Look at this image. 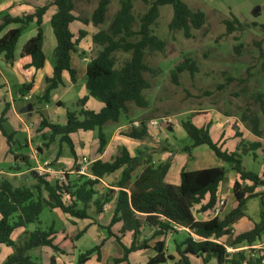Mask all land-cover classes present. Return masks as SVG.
<instances>
[{
  "label": "trees",
  "instance_id": "16d2710c",
  "mask_svg": "<svg viewBox=\"0 0 264 264\" xmlns=\"http://www.w3.org/2000/svg\"><path fill=\"white\" fill-rule=\"evenodd\" d=\"M78 1L81 0H53L50 4L37 7L31 14L16 17L6 15L0 21V33L11 24L17 25L0 36V54L11 63L16 58V46L20 37L31 24H35L37 34L24 44L22 55L30 57L26 67L38 70L43 68L46 62L43 18L53 8L50 19L56 43L52 62L53 75L46 78L47 87L43 95L36 97L39 102L50 103L53 91L64 85V72H68L72 83L77 82L78 71L72 66V54L79 52L80 40L87 32L80 30V36L76 37L71 28L72 23L81 21L84 24L93 23L99 26L106 21L111 0H99L89 20L74 14ZM133 1L122 0L119 11L108 27L93 35V41L100 49L86 66L85 85L88 96L78 100L73 107L57 102L66 109V123H53L41 113L40 131L47 130V134H43L44 146L49 147L59 137L57 156L61 154V144L66 143L75 161L77 160L70 135L78 131H94L99 141L98 153L102 154L109 141L105 125L109 122L118 123L123 117L129 119V103H134L141 109L149 107L145 91L151 88V83L145 74L154 75L156 70L145 59L149 53L164 52L166 49L165 40L153 30L162 6L171 5L173 9L169 29L182 31L187 38L192 37V31L201 29L207 21L204 11L189 7L183 0H141L148 8L138 16L132 13ZM232 16L231 19L225 20L227 35L244 31L248 27L247 23ZM251 25L263 32V39L256 44L264 66V24L253 22ZM236 39L238 40L237 37ZM116 52L130 53L129 59L119 67H116ZM184 71H197L195 62L190 58L176 66L173 71L174 78ZM32 87L33 81L24 83L19 91L23 96L29 94ZM89 96L104 104L99 112L84 107ZM263 97L264 95H259L260 107L264 112ZM9 106L6 104L0 115V131L6 138L11 152L15 132H7L4 127ZM147 120V117H142L141 125L130 128L127 136L134 139L147 138ZM242 120H249L253 134L261 135L259 117L243 115ZM181 126L187 137L192 140V144L185 146L182 151L191 157L193 148L206 145L238 176L233 184L237 205L223 218L214 216L208 220H197L194 207L201 205V212L215 209L220 201L219 186L228 172L226 167L215 166L199 170H187L184 167L180 174V184L173 185L165 182L171 164L169 160L155 165L151 155L145 156L144 151L132 156L126 147H121L110 161L99 159L90 165L89 173L94 175L95 179L81 174L73 178L70 176L64 183L38 176L34 185L16 187L9 179L0 178V246L13 250L1 264H40L33 258L31 251L44 246L63 253L55 243V231L52 227L43 229L38 225L34 230H27L33 223L40 224V215L44 209H59L74 218L85 219L90 217L89 210L92 207L94 212L99 214L110 202H113L114 206L111 224L122 222L123 232L132 231L135 237L130 247L123 246V256L112 260L115 264L127 261L131 252L150 248L147 239L141 244L137 243L144 227H155V235H178L180 230L184 229L182 237L174 239L175 250L179 255L177 264H191L189 255L201 258L203 264H209L212 260H216L218 264H258L243 251L233 254L227 252L225 246L215 240L229 236L230 246L237 247L241 244H252L264 234V192H256L258 187H264V144L260 141H240L236 151H228L213 140L209 125L199 127L192 120L186 119L181 121ZM166 128L172 131V124ZM259 153L263 158L262 175L246 169L242 158L248 154L258 158ZM15 160L16 164L9 168L13 172L21 170L17 161L29 165L30 158L25 154H16ZM118 170H121V175L112 187L104 190L97 188L104 177ZM207 197L208 201L203 204ZM256 197L260 198L263 206L260 222H255L250 229L234 235V223L246 216L248 201ZM21 227L26 228V231L14 240L13 232ZM110 227H107L108 231ZM193 235L199 239H195ZM100 247L101 245L94 246L80 254L78 262L85 263L93 253L98 254L100 261ZM154 249L157 254L145 264H163L167 259H173V256L165 255L164 241L157 242ZM51 261L53 262L54 258Z\"/></svg>",
  "mask_w": 264,
  "mask_h": 264
},
{
  "label": "rangeland",
  "instance_id": "374dc122",
  "mask_svg": "<svg viewBox=\"0 0 264 264\" xmlns=\"http://www.w3.org/2000/svg\"><path fill=\"white\" fill-rule=\"evenodd\" d=\"M122 0H111L108 7L107 17L104 24L96 26L93 23L84 24L76 22L73 24V31L76 37H79V26L84 27V31L87 35L80 40L78 49L82 53L75 55L90 60L99 51L100 47L93 41V35L101 29H106L113 20L115 14L121 7ZM189 7L193 9H199L206 14V24L199 30L192 31V37L187 38L182 31H171L169 29V23L172 20L173 9L171 5H165L161 7L160 17L157 23L153 26L154 32L166 42V49L164 52H153L146 56L145 61L156 70V74L146 73L145 76L151 83V88L145 91V96L149 100V107L141 109L135 106L134 103H129L130 113L129 119L122 118L124 124L141 119L142 117L149 118H161L168 117L172 126L175 125L176 131L170 135V139L174 141L176 147L183 149L185 146L192 144V140L188 137L182 138L179 131L182 130L186 134L185 130L181 126V121L190 119L197 126L208 123L210 120L213 122L221 119L232 118L234 122L232 126L239 132L246 135V138L240 137V141L252 142L260 141L264 144V112L260 107L259 95H264V66L263 59L259 55V48L256 42L263 39V32L251 24L253 22L258 25L264 24V0H183ZM11 5L13 2H23L29 8L28 3H38V0H8ZM40 2H46V0H40ZM39 2V3H40ZM99 0H81L76 2L74 14L81 19H91L92 13L98 5ZM134 7L132 13L135 16L144 13L148 6L141 0L133 1ZM35 9V7H34ZM9 8L0 12V21L6 15H9ZM26 15V13H21ZM236 16L241 22L247 23L248 27L244 31H238L231 35L226 34L225 20L231 19ZM11 16V15H9ZM17 26L16 24L9 25L4 31L9 28ZM34 27V28H33ZM3 31V32H4ZM37 34L35 24L24 31L20 37L16 46V54H19L24 44L33 36ZM238 38V40L236 39ZM264 50V42L262 44ZM238 48V49H237ZM47 55L49 52L47 50ZM130 53L116 52V67L121 66L127 59H129ZM186 58H190L196 64L197 71L190 72L184 71L177 74L175 79L173 71L176 66L183 62ZM8 62V61H7ZM231 79V80H229ZM20 88L17 89V92ZM76 94L70 92L62 99L68 101L71 96ZM22 97V95H21ZM15 99V94H13ZM22 100H24L22 98ZM31 100H35L37 103H41L45 106L47 103L44 101L39 102L37 98L33 97ZM30 100V101H31ZM264 100V97H263ZM25 101V100H24ZM26 101V105L28 104ZM68 102L67 104H69ZM19 105H21L19 103ZM24 106V105H23ZM54 107V103L51 105ZM37 104L34 107L36 111ZM38 116L35 112L32 114ZM256 115L260 119L261 135L256 136L253 134L251 122L243 121L242 116ZM238 123V125H237ZM109 122L105 125L106 131L112 125ZM208 125V124H207ZM7 132H10L8 127L5 128ZM164 130H167L165 128ZM179 130V131H178ZM242 130V131H240ZM110 131V129H109ZM12 132V131H11ZM47 134V132L43 133ZM43 134L36 136L33 142V152H38V158L41 161L46 158H51V154L58 152L59 137L56 141V151H50L49 147L44 146ZM84 133L79 131L73 135L74 140H78ZM96 134V133H95ZM97 138V137H96ZM42 145H37V143ZM6 141L0 131V170H8L9 166L13 164L10 160L3 158ZM15 145V143L13 144ZM203 149L208 150L212 154L211 158L204 156L206 161L211 166H224L228 169L226 177L221 185V193L225 197L233 198V183L235 181L236 173L229 168V165L221 161L214 152L206 145L201 146ZM38 148L42 150L39 151ZM14 150V149H13ZM64 153L70 155L69 146L63 149ZM45 153V154H43ZM188 154V153H186ZM25 155H27L25 153ZM28 156V155H27ZM60 156V155H59ZM52 159V165L55 168L63 169L71 173V178L76 176L77 168L72 167H58L57 159ZM2 157V158H1ZM200 158H203L202 155ZM243 165L246 169L254 171L260 175L263 173V158L260 153L258 158L252 157L250 154L244 155ZM14 161H16L14 159ZM23 167L31 169L36 164L33 160H29V165L17 161ZM32 163V164H31ZM79 168V166H78ZM31 178H38L36 171H31ZM113 178V177H112ZM114 179H105L97 188L105 189V183H110ZM112 181V182H113ZM34 184H31V186ZM256 192H264V187H258ZM223 207H220V213L217 216L223 215ZM263 209L260 198L256 197L250 199L246 205L245 211L247 212V220L241 218L236 221L239 223V231H243L252 226V222H260V212ZM197 212V209H194ZM226 212V210H225ZM63 214V213H62ZM205 218L213 217V213L202 214ZM51 218H57L53 212L48 209H44L40 219L42 222L49 223ZM241 220V221H240ZM57 226L59 221H57ZM241 222V223H240ZM246 222V224H244ZM104 234H107L106 230H102ZM18 239V237L16 236ZM87 243L91 246L96 244V234L90 233L85 238ZM231 238H224L220 240L221 243L230 246ZM2 252L0 254V263L6 258L9 251L12 248L1 247ZM246 254H248L246 252ZM210 264H217L215 260H212Z\"/></svg>",
  "mask_w": 264,
  "mask_h": 264
},
{
  "label": "crops",
  "instance_id": "0c3cea01",
  "mask_svg": "<svg viewBox=\"0 0 264 264\" xmlns=\"http://www.w3.org/2000/svg\"><path fill=\"white\" fill-rule=\"evenodd\" d=\"M7 1L8 0H0V12L4 9L9 8V15L16 17L22 16L21 13L31 14L37 7L50 4L53 0H46V2L42 3L40 2V0H38L40 3H28L27 5H29V8H24L26 5L23 4V2H21L20 4L19 2H13L11 5H9V3L11 2ZM52 14L53 8H51L43 18V29L45 36L43 48L46 56V62L43 68L37 70L34 67H26V65L30 62V57L22 55L23 47L19 54H16V58L12 63L7 62L4 59L3 55L0 54V115L5 105L9 104L10 106L6 113V122L4 124V127H8L10 129V132H15V145L11 147V150L13 152L9 151L10 146L8 145L6 138L3 136L5 138L6 145L2 157L13 162V164H11L8 168L16 164V161H14L16 154L19 155L26 153L29 156L32 153L31 150H33L32 140H34L37 135L41 136L43 133L47 132L46 129L40 131V122L42 119L41 113L45 114V116L53 123L65 124L66 109L64 106L58 105L57 102H61L65 104V106L73 107L78 100L84 98L85 96H88V91L85 85V73L86 66L89 60L88 62H85L87 61L86 58L81 59V57L75 56L76 54L80 55L81 51H79L78 53L72 54V66L78 71L77 82L72 83L68 72H64V85L59 86L56 90L53 91L50 103H47L45 106H43L41 103H37L35 100H31L27 103L32 104V110L25 113L21 111L22 108L26 107L28 104L26 105V101L22 100L21 93L17 92V89L20 88L22 84L33 81V87L29 93L32 95V98H36L37 96L43 95L47 87V83L45 80L47 77H51L53 75L52 62L56 43L53 30L50 25ZM76 22L82 23L81 21L73 22L71 25L72 31L73 24ZM83 29V26H79V31ZM6 31L0 33V36ZM47 50L49 52V55H47ZM70 92H75L76 94L71 96L68 101H64L62 98ZM13 94H15V99L13 98ZM68 102H70V105L67 104ZM19 103L21 105H19ZM52 103H54V107L51 106ZM36 104V111H34V107ZM103 106L104 104L101 101L89 96L84 107L95 112H99L103 108ZM34 112L38 116L32 115ZM149 119L151 118L148 117V120ZM138 120L140 121V118ZM132 121H135V117ZM211 122L212 121L210 120L208 123H204L199 127L207 126L208 124L210 126V133L213 140L221 145L224 150L236 151L237 146L240 143V137H243V139L246 138V135L241 132L237 134V130H235L232 126V123L234 122L232 118L226 120L223 118L219 121L213 123ZM129 124L130 123L126 125L121 120L118 123H113L107 129V131L105 128V132L109 137V141L105 151L102 154L98 153L99 141L96 138V134L94 131H84L85 134H83L78 140L73 139V135L77 132L72 133L70 136L74 144V150L77 154V160L75 161L74 157L72 156L70 148V155L66 154L68 151L64 153L63 149L67 144L62 143L61 154L57 159L58 167L65 168L75 166L77 168L83 163V159L87 158L90 161V164L88 165L89 169L90 165L96 160L100 159L104 162L110 161L121 147H126L132 156L141 151H144L145 156L151 155L152 162L155 165L164 163L169 160L171 164L166 174L165 182L173 185L180 184V174L184 167H186L187 170H199L209 167H215L209 165L204 158V156L211 158L212 154L208 152V150H201L203 149V147H201L203 145L193 148L191 157L186 154V152L182 151V149L176 147L174 141L170 139V135L176 131L175 125L172 126V131H167L164 129H149V135L147 138L134 139L127 136V134L130 132ZM179 134L182 138L187 137V135L184 134L182 130L179 131ZM37 145L41 146L42 144L39 142L37 143ZM54 149L56 151V144L52 143L49 146V150L54 151ZM151 149H155V151L153 152ZM38 150L41 151L42 149L38 148ZM201 155L203 158H200ZM55 158H57V154L52 152L51 158H46L45 160H52ZM33 163L35 164V162ZM19 166L21 167V170L17 172H13L10 169L0 170V178L9 179L16 187L23 185L31 186V184H36V177L34 176L31 178L30 173L33 170L35 171L34 167H31V169H29L23 167L21 164H19ZM120 175L121 170H118L115 173L104 177L102 179V183L105 179H114V181L112 180L113 182L111 181L110 183H105L106 188H110L112 187V184H114V182L119 179ZM237 178L238 176L236 174L235 180ZM222 183L220 184L218 190L219 200H223L225 202V206L222 212L223 215L219 216L221 218H223L237 205L234 194L232 199L230 197H227L225 199V197L222 195ZM207 201L208 197L203 201V204H205ZM200 206L201 205L198 204L194 207V209H197V212H194L196 219L208 220L212 218L203 217L202 214L205 215L208 214V212L199 211ZM113 207V202L107 203L104 206L103 211L99 214H96L92 207L89 210L90 217L85 219H77L68 214H62L59 209L50 211L56 215V219L57 221H59L58 226L55 218H51L50 222L45 224H43L44 222H42L40 219V224L33 223L27 228V230H34L38 225L43 229L52 227L55 231V243L60 247L63 253L55 252L52 248L44 246L32 250L31 255L40 264H80L78 262V257L80 254L88 249H91L94 246L101 245L99 250L100 261L98 260V254L93 253L89 257V259L82 264H115L114 262H112V260L114 258L122 257L124 254L123 246L130 247L135 237L132 231L123 232L122 222H117L113 225L111 224V220L113 217ZM246 213L247 212L245 211V214ZM241 219L247 220L248 218L245 216ZM244 224H246V222H244ZM246 225L247 228L243 231L250 229L253 226V222L252 226L249 228L248 224ZM108 226H111L110 231L107 230ZM239 226V223H234L232 227L234 235L243 232L239 231ZM102 230H106L107 234H104ZM25 231L26 228L24 227L16 229L12 234V238L16 240V236L20 237ZM155 231V227L142 228V233L141 236L137 239V243L141 244L143 240L147 239L149 241L150 248L131 252L128 255L127 261L118 264H145L150 258L154 257L157 254L156 250L154 249L155 244L157 242L163 241L165 242V255L173 256V259H167V261L163 264H177L179 255L175 250L174 239L181 238V235H183L184 233V229L180 230V234L178 235L173 233H168L167 235H155ZM90 233L96 234L97 238V243L93 246H90L85 240V238H87ZM193 237L195 238L194 235ZM228 237L229 236H223L219 240ZM195 239H199V237ZM1 247L6 246H0L2 252V249L4 248ZM12 252L13 250L9 251L6 257ZM52 258H54L53 262L51 261ZM189 259L191 264H203L202 259L197 256L189 255ZM4 260L2 262H4Z\"/></svg>",
  "mask_w": 264,
  "mask_h": 264
},
{
  "label": "built area",
  "instance_id": "2783aa9c",
  "mask_svg": "<svg viewBox=\"0 0 264 264\" xmlns=\"http://www.w3.org/2000/svg\"><path fill=\"white\" fill-rule=\"evenodd\" d=\"M22 98L25 101H30L32 99V95L26 94L23 95ZM171 124V121L168 117H161V118H152L147 120L146 127L147 129H157L162 130L165 129L167 125ZM141 125V122L139 120H135L132 123L129 124V128L133 127H139ZM29 158L33 161H35L34 169L38 173L39 176L43 177L46 180H58L59 182H67L68 178H70V175L72 172H67L63 169L55 168V166L52 165L51 160H45L41 161L38 158V152L34 150L30 155ZM90 164V161L87 158L83 159V163L79 166V169L76 172V176L79 175H89L90 178L95 179V176L89 173L88 165ZM225 202L223 200H220L218 205L215 207L214 210L211 211L214 216H217L220 213V207H223ZM213 216V217H214ZM195 238H198L196 235H194ZM217 242H220V240H215ZM221 243V242H220ZM223 244V243H222ZM227 250V252L233 254L237 252H247L246 254L248 258H250L254 263L258 264H264V234L257 239L252 244H241L237 247L233 246H227L223 244Z\"/></svg>",
  "mask_w": 264,
  "mask_h": 264
},
{
  "label": "water",
  "instance_id": "95a60500",
  "mask_svg": "<svg viewBox=\"0 0 264 264\" xmlns=\"http://www.w3.org/2000/svg\"><path fill=\"white\" fill-rule=\"evenodd\" d=\"M32 104H28L26 107L22 108V112L25 113L27 111H31L32 110Z\"/></svg>",
  "mask_w": 264,
  "mask_h": 264
}]
</instances>
